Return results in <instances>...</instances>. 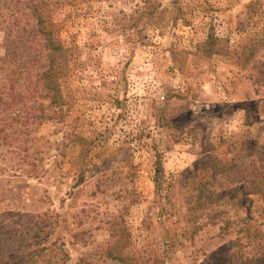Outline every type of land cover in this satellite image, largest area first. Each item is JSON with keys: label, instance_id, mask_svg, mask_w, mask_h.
<instances>
[{"label": "rangeland", "instance_id": "1", "mask_svg": "<svg viewBox=\"0 0 264 264\" xmlns=\"http://www.w3.org/2000/svg\"><path fill=\"white\" fill-rule=\"evenodd\" d=\"M35 7L69 50L65 104L31 2L0 0V264H122V229L130 264H264V0Z\"/></svg>", "mask_w": 264, "mask_h": 264}, {"label": "trees", "instance_id": "2", "mask_svg": "<svg viewBox=\"0 0 264 264\" xmlns=\"http://www.w3.org/2000/svg\"><path fill=\"white\" fill-rule=\"evenodd\" d=\"M31 2V8L36 17L37 32L44 40L43 47L45 51V64L42 73L40 74L42 80V86L46 91L47 97L50 102L62 106L65 104L64 95L62 92L61 79L66 74L68 68V47L64 46L59 41L53 38L52 32L48 29L45 23V18L40 15L35 7L36 0H29ZM35 7V8H34ZM154 8L147 12L150 16L154 15ZM201 52L206 56L211 54H221L223 51V45L220 40L216 38L212 33H208L205 40L199 45ZM74 143L80 145V154L83 155L84 144L86 139L76 135L73 139ZM83 145V147H82ZM88 153V151H86ZM83 157V156H81ZM223 166H226L223 164ZM228 167V166H227ZM155 174L153 181L155 183V190L158 191L161 186L160 176L162 175V164L159 158L155 160ZM229 171V169H225ZM191 209V207H189ZM119 231V230H118ZM127 245V234L124 229L120 231V234L115 238L111 246H109L105 252V256L117 260L122 264H130L131 259L123 254V248ZM4 250V245L0 239V256ZM30 254V253H29Z\"/></svg>", "mask_w": 264, "mask_h": 264}]
</instances>
